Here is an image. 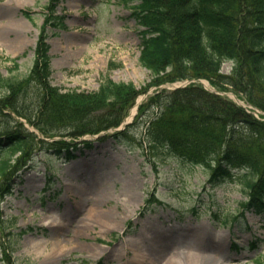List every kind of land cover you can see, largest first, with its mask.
<instances>
[{"label":"rangeland","instance_id":"obj_1","mask_svg":"<svg viewBox=\"0 0 264 264\" xmlns=\"http://www.w3.org/2000/svg\"><path fill=\"white\" fill-rule=\"evenodd\" d=\"M49 5L50 0H0V78L29 75ZM134 5L61 0L56 10L65 16V27L50 32L48 39L51 85L62 93H93L108 80L133 84L141 92L136 100L140 106L155 88L143 93L154 76L140 62L141 28L131 16ZM26 11L32 21L24 17ZM231 69L232 63L225 62L221 73L228 75ZM200 83L211 90L208 82ZM28 92L31 116L36 91L31 87ZM221 94L243 107L231 89ZM7 96L0 86V100ZM240 100L264 121V112ZM136 103L125 117L129 123L138 113ZM5 114L0 137L18 131L16 124L21 123L36 138L28 149L31 160L14 174L12 195L0 202V264H264V217L242 210L248 198L243 186L225 180L211 187L210 171L204 167L152 152L143 138L144 124L132 125L134 141L128 145L109 136L123 127L75 140L44 138L25 119L9 110ZM62 140L79 144L78 150L71 148L74 159L65 158V151L58 157L49 144ZM83 141L92 143V149ZM135 190L137 198L125 217L120 201ZM91 206L97 207L99 217H89ZM102 210L116 212L119 224H102ZM150 223L157 225V232ZM220 231L226 232L223 241H209ZM132 244L140 247L138 259L129 248Z\"/></svg>","mask_w":264,"mask_h":264},{"label":"trees","instance_id":"obj_2","mask_svg":"<svg viewBox=\"0 0 264 264\" xmlns=\"http://www.w3.org/2000/svg\"><path fill=\"white\" fill-rule=\"evenodd\" d=\"M60 1L50 0L29 75L22 80L0 78L8 94L0 100V117L9 110L44 138L75 140L117 129L141 95L133 84L108 80L93 93H62L51 85L47 40L52 30L65 27V16L56 10ZM119 1L136 2L131 16L141 28L140 62L154 76L143 93L155 89L140 104L134 121L110 138L129 145L134 141L129 129L136 122L144 124L143 138L152 152L204 167L210 171L211 187L225 180L239 182L248 196L242 210L264 217V121L199 83L205 80L218 92L231 89L264 112V0ZM23 14L33 20L29 12ZM225 62L233 63L228 75L221 73ZM184 81L190 83L174 90L161 87ZM31 87L37 106L30 116L26 101ZM16 126L18 131L0 137V202L12 193L16 171L31 160L28 149L36 138L23 124ZM49 144L58 157L65 151L68 160L76 157L71 148L79 149V144L63 140ZM80 144L92 149L90 142Z\"/></svg>","mask_w":264,"mask_h":264},{"label":"bare ground","instance_id":"obj_3","mask_svg":"<svg viewBox=\"0 0 264 264\" xmlns=\"http://www.w3.org/2000/svg\"><path fill=\"white\" fill-rule=\"evenodd\" d=\"M136 198H137V191L135 190L133 192V194H129L127 197H125V199H122L120 201L121 202V206L123 207V210H124V212H122V213H124L125 217H128V215L130 214L131 207L134 204L133 201H135ZM88 214H89V217H93V216L99 217L100 216V213L98 212L97 207H95V206H91L90 207V209L88 211ZM101 221H102V224H105L108 227H114V226H117L119 224V221H121V219L119 220V216L117 215L116 212L102 210L101 211ZM150 225L154 227L155 232L158 231L157 228H156L157 225H155L154 223H150ZM225 233H226L225 231H220L218 236H210L209 237V241H211L213 239L214 240L219 239L220 241H223L224 240L223 234L226 235ZM55 248H56L55 246H52L51 249H55ZM129 248L133 251L134 258H136V259L140 258L141 251H140L139 245H133L132 244ZM188 251H190V250H188ZM44 253H45L46 257H51V252L50 251L49 252H44ZM171 258L174 260L176 257H175V255H172ZM176 262H177V260H176ZM171 264H173V263H171Z\"/></svg>","mask_w":264,"mask_h":264},{"label":"water","instance_id":"obj_4","mask_svg":"<svg viewBox=\"0 0 264 264\" xmlns=\"http://www.w3.org/2000/svg\"><path fill=\"white\" fill-rule=\"evenodd\" d=\"M179 86H181L180 84H173L171 87H173V88H177V87H179ZM236 101H237V103H239V104H241V102L238 100V99H236ZM127 122H125L124 123V125L126 124Z\"/></svg>","mask_w":264,"mask_h":264}]
</instances>
